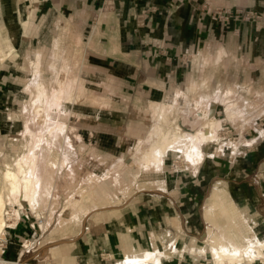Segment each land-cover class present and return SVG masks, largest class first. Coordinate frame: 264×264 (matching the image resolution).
<instances>
[{
    "label": "rangeland",
    "instance_id": "374dc122",
    "mask_svg": "<svg viewBox=\"0 0 264 264\" xmlns=\"http://www.w3.org/2000/svg\"><path fill=\"white\" fill-rule=\"evenodd\" d=\"M5 1L10 6L8 12L15 10L21 21L27 14V25H21L18 55L14 53L13 61L0 68V77L11 84L5 89L7 122L0 131V187L6 163L15 168L25 156L34 154L38 157L36 173L45 188L41 197L37 195L34 208L27 201L20 212L24 215L21 221L25 219L34 226L19 245L18 252L24 253L20 264L68 263L62 258L71 255L74 242L100 234L105 226L112 230L111 222L116 224L118 238L127 242L132 216L147 211L153 214L161 205L170 207L162 214L167 233L157 237L149 231L152 243L138 247L137 252L127 246L126 255L144 256L150 251L170 260L179 256L187 262L193 259L195 264L205 260L216 264L203 209L218 183L246 213L255 227V237L264 239V226L258 222L261 217L243 201L236 185L237 180L249 178H258L264 185V58L253 54L250 43L244 42L234 50L185 58L174 83L137 89L133 83L121 81L117 65L108 62L126 57L115 48L114 34L95 32L100 15L113 12L110 1H104L103 10L97 12L86 31L83 26H78L81 31H72L77 27L59 17V12L44 11L38 16L36 10L24 7V0H17L18 6L13 0ZM216 12L221 11L215 10L214 17ZM244 20L264 26L256 17ZM2 25L5 18L0 11ZM104 38L109 46L103 45ZM37 55L42 62L36 71ZM73 80L77 98L74 90L65 94V89L59 95L58 82L65 87ZM228 90L241 105L228 114L218 100L213 116L221 121V127L207 132L206 101L213 94L222 99ZM178 91L183 95L173 102L172 96ZM162 104L172 106L161 112ZM186 118L189 120L183 124ZM158 128L178 137L200 129L210 137L199 145L198 154H189V139L164 148L156 134ZM42 157L54 164L52 173L47 174L40 165ZM187 181L201 187L199 195L189 199L196 205L188 216H195L197 222L195 227L189 226L190 230L181 219L182 211L173 208L188 200L189 196L178 195ZM4 197L9 198L6 191ZM113 209H119L121 217L107 219ZM17 229L10 231V241ZM186 244L197 247V253H191ZM166 251L172 255L164 256ZM25 254L37 256L30 260ZM243 256L242 264H264L258 258ZM2 258L6 259V253ZM104 258L106 261L107 256ZM116 261L113 264L120 262Z\"/></svg>",
    "mask_w": 264,
    "mask_h": 264
},
{
    "label": "crops",
    "instance_id": "0c3cea01",
    "mask_svg": "<svg viewBox=\"0 0 264 264\" xmlns=\"http://www.w3.org/2000/svg\"><path fill=\"white\" fill-rule=\"evenodd\" d=\"M104 1L24 0L26 4L24 7L28 10L31 8L36 10L35 15L38 14V16L43 15L44 11L47 14L59 12V17L71 20L74 23L72 27H77L72 31L77 30L78 26H83L82 30L86 31L91 20L97 16V12L103 10ZM108 1L113 5V12H103L100 15V22L94 26L95 32L114 34L115 48H118L121 55L125 54L126 57L121 56L119 62L116 60L108 62L114 66L117 65L116 69L121 81L133 83L137 89L174 83L179 76L184 59L202 52L221 53L237 49L243 46L244 42H248L252 45L253 54L264 58V26L257 27L255 24H249L244 19L235 17L224 25L214 17L215 10L223 13L227 8L235 10L240 7L246 11L259 13V22L264 25V0ZM13 2H15L14 6H18L17 0ZM103 40V45L109 46L108 40L106 38ZM8 81L0 77V131L5 128L7 122L5 114L8 101L5 89L11 85H8ZM255 176L259 177L258 174ZM257 179H240L236 181V185L238 194H241L243 201L257 212L261 217L258 222L264 226V185H261ZM189 185L190 182L187 181L185 187H182L178 193L179 198L189 196L188 200L183 201L180 206L173 205L175 210L178 208L182 211L181 219L187 230H190V225L191 228L197 225L195 216H188L194 213V205H196V202L189 199L194 198L196 194L198 196L201 191L197 182ZM167 211H170V207L161 205L153 211V214L147 211L141 216L133 215L127 242L121 236L118 238L116 224L111 222L112 230H107L105 226V230L100 234H91L86 240L83 238L74 242L71 255L62 259L68 263L72 261L73 264H113L117 262L116 260H123L126 252H129L127 246H133L134 251L137 252L138 247L145 248L152 243L149 231H152L153 236L156 233L157 237H164L167 231L164 228L165 217L162 214ZM33 227V223L25 219L21 221L6 251L7 259L15 260L23 256L22 251L18 252L19 245L32 233ZM25 256L31 260L37 255L25 254ZM104 256H107L108 260L104 261ZM162 259L163 261L159 264H179L180 262L188 264L179 256H175L172 260Z\"/></svg>",
    "mask_w": 264,
    "mask_h": 264
},
{
    "label": "bare ground",
    "instance_id": "6f19581e",
    "mask_svg": "<svg viewBox=\"0 0 264 264\" xmlns=\"http://www.w3.org/2000/svg\"><path fill=\"white\" fill-rule=\"evenodd\" d=\"M9 8L10 6L8 2H6L5 0H0V11L2 12V16H4L5 18V25H2L3 27H0V68L4 67L7 62L13 61V59L15 58L14 53L18 55L17 48L18 43L20 42V34L22 30L21 25H27L26 15H24L23 18L24 21H21L20 19H18L19 15L15 14L13 11L8 12ZM21 10L22 9H20V14ZM41 62L42 61L40 59V55H37L36 60L34 61L36 71L41 67ZM58 85L61 86V89L58 91L59 95L63 94L65 89L67 91L65 94H68L75 89L74 80L70 81L67 85H65V87H62V82H58ZM75 94L77 98L76 91ZM182 95L183 92L178 91L175 95L172 96V101L176 102ZM232 95L233 94L231 90H228V92L223 94V97L221 96L222 99H220L217 94H213L212 98L209 101H206V114L204 113V115H206V120L208 121H206L207 124L204 126V129H208L209 131L207 132H210L213 128L219 129L221 127V121L213 116L214 108L218 100L223 102L228 114H230L232 108H238L241 105V102H235L234 99H232ZM171 106L172 105L169 104H162L161 112H167V110L171 108ZM208 110H212L209 115ZM188 120L189 118L184 119L183 124ZM58 125L59 129L62 128L61 123H59ZM180 126L183 125L181 124L177 128L180 129ZM28 130H30V128ZM198 130L199 131H194V133L190 135L189 133L185 132L182 136L178 137L176 134H173L171 136L169 131L164 132L161 128H158L156 134L159 135L161 144H164V148H168L167 145L176 143V141L178 140L183 143L185 142L184 139H189L191 143V145L189 144L187 146L189 154H192V152L198 154L199 145L204 143L210 137L209 133L200 131V129ZM37 165L38 157L32 154L28 157L25 156L22 161L16 164L15 168L6 163V168L1 171L3 183L0 187V240L4 239V228L8 224L5 216L7 205L13 206V214L8 216V218L11 222L10 224L15 225L21 210L25 209V202L28 201V205L34 208V203L37 195L40 196L42 193L41 191L45 189H43L44 182H42V180L36 173ZM40 165L44 167V170L47 172V174L52 173L54 169V164L50 160H48L47 157L41 158ZM47 179L48 177H46V180ZM5 191L7 192V195L9 197L8 200H6L4 197ZM110 212L111 213L108 215L107 219H111L113 218V216L117 218L121 217V212L119 211V209H113ZM203 218L209 227L208 235L212 246V254L214 256L216 264H242L244 254H246L250 259L258 258L261 262L264 263V239L260 240L255 237V227L249 223V219L246 216V213L239 209V207L233 202L228 190L222 183L215 184L211 189L204 205ZM185 246H188L191 253H197V247L193 248L188 244H186ZM170 253L171 252L166 251L164 256L172 255ZM161 259L162 258L158 256H154L150 251H146L144 256H130L127 254L125 260H120L118 264H159V261H161ZM63 264L69 263L64 262Z\"/></svg>",
    "mask_w": 264,
    "mask_h": 264
},
{
    "label": "built area",
    "instance_id": "2783aa9c",
    "mask_svg": "<svg viewBox=\"0 0 264 264\" xmlns=\"http://www.w3.org/2000/svg\"><path fill=\"white\" fill-rule=\"evenodd\" d=\"M258 15L259 14L257 12H254V11H243L242 9H235V10H231V9L228 10L227 9L223 13L216 12L215 18L220 20L224 25H226L227 22L232 17L243 18V19L249 20L250 18H255V17L260 18V16H258ZM12 214H13L12 207H8L6 212H5V216H6V220H7L8 224L4 228V239L0 240V264H20V261H21V256L15 260L2 258L4 256V254L6 253V250L10 244V231L15 230L19 226L20 221H21V217L24 216V215H19L15 225H11L10 224L11 222H10L8 216H10ZM21 253H23V251ZM181 263L182 262H180L179 264H181ZM188 264H195V262H193V259H192V261L188 262ZM200 264H210V261L205 260Z\"/></svg>",
    "mask_w": 264,
    "mask_h": 264
}]
</instances>
